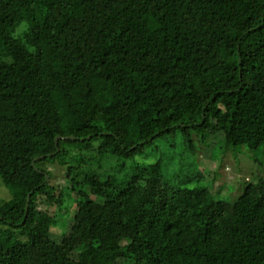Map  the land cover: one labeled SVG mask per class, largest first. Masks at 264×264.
I'll return each mask as SVG.
<instances>
[{
    "label": "trees",
    "instance_id": "obj_1",
    "mask_svg": "<svg viewBox=\"0 0 264 264\" xmlns=\"http://www.w3.org/2000/svg\"><path fill=\"white\" fill-rule=\"evenodd\" d=\"M215 124L264 171V0H0V264H264V175L231 202L135 162L197 167Z\"/></svg>",
    "mask_w": 264,
    "mask_h": 264
},
{
    "label": "rangeland",
    "instance_id": "obj_2",
    "mask_svg": "<svg viewBox=\"0 0 264 264\" xmlns=\"http://www.w3.org/2000/svg\"><path fill=\"white\" fill-rule=\"evenodd\" d=\"M211 128L214 129L215 134L210 141V146L202 155V163H198V166L193 167L188 165L191 162L193 156L187 150H185L180 144V140L175 141V147H170L169 143L163 142L162 139L157 140L156 144L146 150V155L136 156L135 162L139 163L142 167L146 168L148 165L155 162L159 157H164L165 174L167 179L171 183H175L179 187H195L199 184L206 183L208 185L210 179L214 177L215 171H218L219 176L216 177L214 189L212 188V198L220 193L222 196L228 197L230 201H235L240 195L244 185L248 181L258 178L264 175V171H260L255 162L251 159V154L247 151L241 150L236 153L229 151L224 155L220 168L215 161L209 159L214 149L216 139L221 136L219 125L215 124ZM158 148V149H157ZM154 149H157L154 152ZM206 154V155H205ZM95 157V156H93ZM168 157V158H167ZM106 172L109 170L108 166ZM92 170L101 172L98 164L93 163L91 166ZM50 170L54 173V179L52 186L57 190L66 191L69 188L70 182L67 179V167L59 166L50 167ZM203 173L205 180H195V177ZM210 185V183H209ZM6 197L0 189V203L2 199ZM70 201L67 202L68 209L66 211H60L56 207H50L48 214L51 218L57 220L56 227L52 230V235L59 238L66 228L72 224L74 213L76 212L75 207L70 206ZM39 209H43L39 207ZM129 235H132L134 230L129 228L126 230ZM124 235V231L113 233L111 240H118Z\"/></svg>",
    "mask_w": 264,
    "mask_h": 264
},
{
    "label": "water",
    "instance_id": "obj_3",
    "mask_svg": "<svg viewBox=\"0 0 264 264\" xmlns=\"http://www.w3.org/2000/svg\"><path fill=\"white\" fill-rule=\"evenodd\" d=\"M60 139H61V137H57L56 141L58 142ZM71 139H72V140H75L74 137H71ZM29 199H30V195L28 196V201H29ZM26 217H27V216H26Z\"/></svg>",
    "mask_w": 264,
    "mask_h": 264
}]
</instances>
